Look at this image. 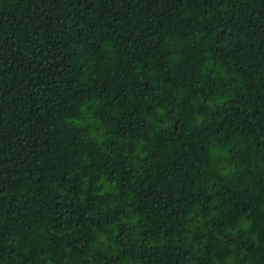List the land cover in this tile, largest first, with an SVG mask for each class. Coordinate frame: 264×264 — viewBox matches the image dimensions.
Returning a JSON list of instances; mask_svg holds the SVG:
<instances>
[{
  "label": "trees",
  "instance_id": "16d2710c",
  "mask_svg": "<svg viewBox=\"0 0 264 264\" xmlns=\"http://www.w3.org/2000/svg\"><path fill=\"white\" fill-rule=\"evenodd\" d=\"M0 264H264V0H0Z\"/></svg>",
  "mask_w": 264,
  "mask_h": 264
}]
</instances>
